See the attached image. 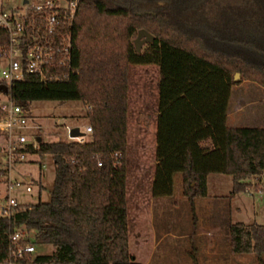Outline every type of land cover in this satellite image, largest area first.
I'll return each instance as SVG.
<instances>
[{"label":"trees","instance_id":"1","mask_svg":"<svg viewBox=\"0 0 264 264\" xmlns=\"http://www.w3.org/2000/svg\"><path fill=\"white\" fill-rule=\"evenodd\" d=\"M7 40L0 26V46ZM71 44L70 63L52 68L63 78L28 73L10 93L28 108L35 100H81L91 106V138L42 137L37 147L25 146L52 154V196L0 215V264L20 225L34 230L35 244L54 247L52 254L33 253L28 264H142L130 250V64L159 66L153 197L172 196L179 174L195 214L209 174L231 175V194L261 181L264 126H229L227 109L233 85L264 86V0H80ZM228 231L231 252L252 253L264 264V224L236 222Z\"/></svg>","mask_w":264,"mask_h":264},{"label":"rangeland","instance_id":"2","mask_svg":"<svg viewBox=\"0 0 264 264\" xmlns=\"http://www.w3.org/2000/svg\"><path fill=\"white\" fill-rule=\"evenodd\" d=\"M19 3V0H0V7L11 9ZM133 37L140 46L144 47L147 44V40L141 39L137 32ZM5 66H7V61L0 58V80L3 78L2 71ZM239 88H245V85ZM157 90L158 67L155 64H130L128 206L131 253L138 262L143 264H194L192 256H196L198 264H259L256 256L252 253L231 252L228 224L236 222L249 224L255 221L264 224V197L259 200L256 193L251 196L247 191H242L232 203L227 197L220 198L219 201L215 202L209 201L207 204L203 202V205L199 200L195 214H193L189 201L182 195L179 174L174 177L173 195L155 198L153 227L158 235L164 233L167 235L158 242L153 253H150L151 245L140 247L137 243L135 238L137 231L140 230L141 226L145 227V224L142 225L137 221L134 204L135 188L138 170L141 168L140 164L146 162V167L143 169L146 181L144 182L150 183L151 180L150 166L154 159L152 149L153 120H155L157 109ZM0 96L5 98L6 94L0 90ZM254 99L263 103L260 94ZM87 112V105L81 100H35L31 104L26 125L14 135L25 133L28 137V143L38 140L39 136H42L44 140L67 139L70 138V131L67 127L70 125L80 126L81 130L86 132V138H91V133L86 131ZM241 118L246 117L241 116ZM262 123L264 122H252L246 119L241 121V125H262ZM7 137L8 133L0 127V191L7 187L6 183L10 178L13 183L19 182L21 184L20 186L16 185L12 193L19 203L35 204L39 201L51 200L56 174L52 154L28 152L23 160H15L9 165ZM213 177H221L222 182L218 185L214 184L212 182ZM28 185L32 186V192L26 190ZM143 185L146 184L143 183ZM209 187L211 195L214 191L220 195H230L232 177L228 174L214 173L209 178ZM261 188H264L262 181L251 179L249 189L257 191ZM4 197L0 198L3 202ZM209 199L213 200L214 198H207V200ZM258 201L260 202L258 203ZM254 204L255 209L253 208ZM215 205L219 225L208 228L207 224L202 225L200 223V214L202 209L209 214L210 209ZM236 206L242 207L243 211L238 212L235 209ZM147 227L150 228V224ZM202 231L205 233L200 235L199 233ZM206 231H209V234H206ZM205 238L211 239L210 242L216 246L215 253H207L206 249L202 247ZM158 239H160L159 236ZM53 251L54 247L51 244H36V255L52 254Z\"/></svg>","mask_w":264,"mask_h":264},{"label":"built area","instance_id":"3","mask_svg":"<svg viewBox=\"0 0 264 264\" xmlns=\"http://www.w3.org/2000/svg\"><path fill=\"white\" fill-rule=\"evenodd\" d=\"M20 3L6 9L0 7V26L8 30V40L0 46V58L7 61L3 68L0 83L8 86L0 96V127L8 133V162L23 160L28 152L25 146L28 137L17 132L25 126L31 107L16 103L10 93L11 84L21 80L28 73H39L42 78H63L53 71L54 66L68 64L72 56L71 31L80 5V0H19ZM59 38V39H57ZM2 91V90H1ZM90 108L91 106H87ZM69 131L73 126L68 125ZM91 124L86 131L91 132ZM70 138L84 140L86 135ZM38 146V140L32 142ZM264 184V174L261 177ZM6 195L0 199V215L11 217L21 205L13 196V190L19 182L10 178L6 183ZM31 192L32 186H26ZM35 232L20 225L10 237V254L1 264H28L29 256L36 252Z\"/></svg>","mask_w":264,"mask_h":264},{"label":"crops","instance_id":"4","mask_svg":"<svg viewBox=\"0 0 264 264\" xmlns=\"http://www.w3.org/2000/svg\"><path fill=\"white\" fill-rule=\"evenodd\" d=\"M158 67V90H157V106H156V113H155V120H153V152H154V159L152 162V165L150 166L151 168V180L149 181L150 183H145V172H143L144 168L146 167V162L145 164H140V169L138 170V175H137V186L135 188L136 191V196L134 199V204H135V210H136V216H137V221L138 223H143L145 224V227L138 229L137 234H136V241L140 245V247H146L147 245H151L150 248V253H153V251L156 248V245L158 242L167 235V233L160 234L158 235L153 227V211H154V205H155V198L158 197H153V179H154V174H155V167H156V131H157V117H158V98H159V80H160V72H159V66L155 64ZM248 83V84H246ZM245 85V88L240 89L239 87H243ZM260 90H259V89ZM261 95V101L258 102L255 97L257 95ZM264 86L260 85L256 81L253 80H243L239 84H235L232 87L231 90V95L229 98V103H228V109H227V125L229 126H245L241 125L242 120H251L257 121V122H264V110H262L264 107ZM88 108V107H87ZM241 116H244L246 118H241ZM90 124L89 122L86 124ZM260 124V123H259ZM247 126H264V123L262 125H247ZM128 158H129V151H128ZM144 159L145 156H144ZM129 164V160H128ZM214 174L211 173L207 176V196L204 198H197L194 201L195 209L198 206L199 200H201V205H203V202L207 204V202H212V201H219L220 198L227 197L229 199V202L232 203L235 198H237L236 194H231L230 195H220L217 192L214 191V193L211 195L210 193V187H209V178L210 176ZM181 177V176H180ZM128 178V176H127ZM29 179V178H28ZM214 184H220L222 181L221 177H213L212 179ZM254 180V179H253ZM145 181V182H144ZM146 184V185H143ZM233 186V183H232ZM128 187V186H127ZM6 188L4 187L0 192V198L4 197L6 192ZM33 191V190H32ZM31 191V192H32ZM251 196H253L255 193L257 194V198L261 200L264 197V188H261L260 190H251L248 189L246 190ZM222 196V197H220ZM212 197L214 198L207 200V198ZM207 200V201H206ZM260 201H258L259 203ZM211 204V203H210ZM257 206V205H256ZM253 208L255 209V204L253 205ZM235 209L238 212H242L243 208L236 206ZM211 212L209 214L207 212H204L202 209V212L200 214V223L202 225L207 224L208 228L210 227H216L219 225V220L218 217L216 216V211L217 207L216 205L213 206L210 209ZM256 222V221H255ZM253 223V222H252ZM258 223V222H256ZM150 224V228L147 227V225ZM260 224V223H259ZM229 227V224H228ZM209 230V229H207ZM205 232H200V235H203ZM206 234H209V231H206ZM158 236L160 239H158ZM229 237V236H228ZM211 239L205 238L204 241L202 242V247H204L207 251V253H215L214 250L216 246L210 242ZM131 241V238H130ZM217 249V248H216ZM229 249H230V240H229ZM142 263V262H141ZM143 264V263H142Z\"/></svg>","mask_w":264,"mask_h":264},{"label":"water","instance_id":"5","mask_svg":"<svg viewBox=\"0 0 264 264\" xmlns=\"http://www.w3.org/2000/svg\"><path fill=\"white\" fill-rule=\"evenodd\" d=\"M140 35H146L150 38L152 37V33L146 29L140 30ZM238 76H239V72H236L234 77L237 78ZM0 90L6 92V91H8V86L5 83H0ZM70 135L72 137H76V136H80V135H86V132L81 130L80 126H73L71 131H70ZM41 139H42V136H39L38 140H41Z\"/></svg>","mask_w":264,"mask_h":264}]
</instances>
